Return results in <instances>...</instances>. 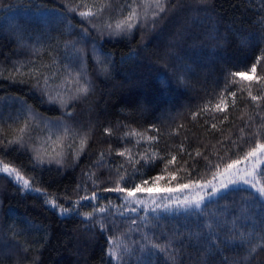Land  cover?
Wrapping results in <instances>:
<instances>
[{"label": "trees", "instance_id": "1", "mask_svg": "<svg viewBox=\"0 0 264 264\" xmlns=\"http://www.w3.org/2000/svg\"><path fill=\"white\" fill-rule=\"evenodd\" d=\"M132 2L0 0V70L8 76L13 66L23 65L24 73L37 66L48 77L40 87L31 76L0 77V167L9 164L42 190H23L0 172V264H264V197L250 185L204 194L199 208L147 203L148 211L123 216V194L103 191L123 174L128 186L145 189L137 198L148 201L152 187L205 184L217 166L244 162L257 133L264 143V98L253 102L249 95L264 97V79H255L264 77V60L250 71L264 57V0H163L167 11L155 23L149 7L131 32L110 37L105 25L126 17ZM66 3L80 11L88 10L84 4L94 12L107 7L93 26L77 13L61 22L52 10L64 13ZM81 86L89 88L86 95L77 92ZM49 95L57 101L49 103ZM221 99L223 111L216 108ZM25 123L23 146H9ZM51 131L59 138L45 148ZM37 154L43 163L33 160ZM93 191L98 200L75 203ZM53 196L76 211L59 214L45 203ZM109 201L106 213L84 219ZM111 238L121 246L119 261H109ZM152 243L167 250L149 258Z\"/></svg>", "mask_w": 264, "mask_h": 264}, {"label": "snow or ice", "instance_id": "2", "mask_svg": "<svg viewBox=\"0 0 264 264\" xmlns=\"http://www.w3.org/2000/svg\"><path fill=\"white\" fill-rule=\"evenodd\" d=\"M84 8L88 9L86 11H80L81 5L76 4V5H69L65 4L64 7L66 11L64 13H59L56 9H53L52 12L56 13L58 18L60 19L61 22L64 20L69 19L68 13H77L79 17L81 18L82 21L86 20L88 24H94V20L92 18L96 17L98 14H102L104 11V8L107 7L105 5L104 7H101L98 12H94L91 10L92 6H89L87 4L82 5ZM152 7L155 10L151 13V17L153 18V23H155V17L159 16L160 13H165L167 10L164 6L163 0H151V3H148L147 0H142V4L138 5L136 4L135 0H133L132 4L128 5V8L130 9L128 15L124 17L123 19H120L116 21L115 25L112 23H108L105 25L107 29V34L112 37V36H119L122 33H127L131 32L134 27H137L138 24L145 19V17L148 16V8ZM138 10V9H141ZM69 28L73 27L71 24L68 25ZM88 28L86 27L84 29V32L87 33ZM103 32V29L101 30ZM264 60V57H259L257 58L256 63L251 65L250 71L255 74L257 70V66L261 63V61ZM100 63H104V61H100ZM46 67V66H45ZM21 68H23V65H20L19 67L13 66V69L10 71L8 76L4 75V70H0V77L7 78V79H12L16 80L17 76L19 77H24V76H31L35 81H36V87L41 86V79H43V83L47 84L48 77L43 75V72L40 70V67L33 66L32 68L29 69L28 73H24L21 71ZM246 72H233L231 73V77H240L241 79H244L246 77ZM251 79V78H249ZM257 81L264 79V77H255ZM21 82H24L23 79H21ZM235 80H231L230 83H235ZM227 87V85H226ZM89 91V88L87 86H81L80 88L77 89V92L81 95H86ZM231 95L235 98L236 93L232 92ZM249 95L251 97V100L253 102H256L264 97L258 96V95H252L251 92H249ZM49 103H55L57 101L56 96L49 95L48 96ZM61 104H66L67 102L63 100V98H60L59 101ZM235 103V101H233ZM224 103V100L221 99L220 103L216 105V108L220 111H223L224 109L221 108V104ZM208 106H205V109L202 111H206ZM193 116H196V113H193ZM225 119L227 117L225 116ZM262 120H264V117H261ZM213 127H216L213 125ZM261 127H264V124L261 125ZM29 129V124L25 123L23 127L20 128V133L21 135L17 137L16 139L13 140H8L7 144L9 146L13 144H21L23 146V138L24 134L28 131ZM243 132V129L241 130ZM106 134L111 135L112 134V129L111 128H106L105 129ZM131 134H135L134 131ZM125 135H129V133H125ZM150 139H155V137H152ZM87 134L84 136L80 137V151L82 152L84 150L85 145L87 144ZM4 140L0 139V144H3ZM235 143V142H234ZM128 151L127 149L125 151H118L116 154L119 156H124L125 152ZM57 155H61L60 153H57ZM197 155H200L199 152H197ZM253 158L255 162L253 163ZM101 159H103V155L101 156ZM176 157L173 156L171 160L168 161L169 164H171L173 161H175ZM244 161H248L249 164L251 165L250 168L248 169H237L236 166L241 163V159H236L233 160L231 163H227L223 169V171L220 170L219 166H217L216 171L213 173V179H217L218 177H225V180L220 181V188L217 189L215 185H212V181H207L205 184H200L199 181L193 184H180L178 188L176 189H165L166 191H179L183 189H187L189 187H200L204 188L209 185H212V192L211 195H216L218 191L221 189H227L229 185H234L237 183H244L246 185H250L252 188H254L261 197H264V182L261 180L257 179V176H264V168H260L259 166L261 165L262 161H264V143L259 142V133H257V143L255 144V147L251 148L242 158ZM33 160L38 161L39 163H43L44 161L41 159L40 155L37 154L36 156L33 157ZM60 160H56V163H60ZM99 163V162H97ZM122 168L123 165H120ZM0 172H3L7 174L9 177L15 178V182L21 186L23 190H34L36 192H41L42 190L40 188H35L32 189V185L29 181V179H26L22 173L17 170L14 167H11L9 164L4 163L2 167H0ZM242 173V174H241ZM95 175V174H93ZM175 175H173V179H175ZM161 177L157 176L154 178L155 180H159ZM126 177L123 174L119 175L118 180L116 181V184L114 187H105L103 188L104 192H115V193H121L123 194L121 199L125 201L123 205H120L119 208L122 209L120 212V215L123 216L126 212H132L135 213L137 212V209L139 207H143L145 211H148V205L147 202L140 200L137 198V193L142 192L145 189L141 187L140 184H135L134 187L128 186L126 183ZM93 183L98 186V181L93 180ZM145 185L148 184V181L145 180L143 181ZM123 185V186H122ZM259 185V186H258ZM99 197L97 195V192L93 191L91 196L85 195L79 198L78 201H76V204H80V201H94L98 200ZM203 198L200 200H185L183 204H180L179 206H195L196 208L200 207V204L202 202ZM45 203L49 205L53 210H58L59 214L61 215H67L69 212H74L76 211L75 207H67L57 201V199L53 196L51 198H46ZM130 205H136V207H130ZM112 206V202L109 201V204L107 206H99V207H94L92 212H86L83 213L82 215L84 216L85 220H94L96 219V214L101 213L104 214L107 212L108 207ZM161 205L156 204L155 208H159ZM165 207H168L165 205ZM155 208L152 210L155 211ZM77 214H80L77 212ZM144 219V218H141ZM131 223L133 225L137 224V220L135 218L132 219ZM100 228L101 232L105 231L107 229V225L103 219L100 220ZM118 238H111L108 240L109 244H113L114 248H109L107 250V255L109 257V261H119L121 257V253L117 251L121 246L119 244H116L115 241ZM153 250H157L160 252H165L167 249L165 246H161L159 243H152L151 248L147 252V256L150 258L154 252ZM261 250L264 251V245L261 246ZM124 251H127L125 248ZM250 252H256V247H252L250 249Z\"/></svg>", "mask_w": 264, "mask_h": 264}, {"label": "rangeland", "instance_id": "3", "mask_svg": "<svg viewBox=\"0 0 264 264\" xmlns=\"http://www.w3.org/2000/svg\"><path fill=\"white\" fill-rule=\"evenodd\" d=\"M15 34L18 35L19 33H17V31H15ZM58 138H59V135H57L56 132L53 133V135H52V131H51V137H49L47 139V141L45 140V142H44L45 146L44 147L46 148V147L53 146L54 145V139L58 140ZM252 162L254 163L255 160H253ZM250 167H251V165L249 164L248 161H244V162H242L236 166L237 169H241V170L248 169ZM221 180H225V182H226L225 177H218L217 179L212 180V185H215V187L217 189H219ZM237 184L229 185V187L227 189H221L220 191H218V193H222V192L228 190L229 188H231ZM212 185H209V186L204 187V188L189 187L187 189H183V190H179V191H171V192L166 191L165 189L163 190L161 187H152L151 189L148 190V192L153 194V195H151V197L148 201H146V200H144V201L147 202L148 205H150V206H155L158 203L161 206L167 205L168 208H172V207L179 206V204H182L186 199L187 200H199V199H201V196L204 194L207 198H211L213 196V195H211Z\"/></svg>", "mask_w": 264, "mask_h": 264}]
</instances>
